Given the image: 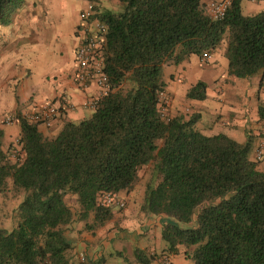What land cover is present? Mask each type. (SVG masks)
<instances>
[{
	"label": "trees",
	"instance_id": "trees-1",
	"mask_svg": "<svg viewBox=\"0 0 264 264\" xmlns=\"http://www.w3.org/2000/svg\"><path fill=\"white\" fill-rule=\"evenodd\" d=\"M91 1L92 19L104 26L98 35L108 90L90 117L64 122L56 136L18 114L15 146L4 147L0 128V193L10 177L23 194L14 226L0 224V264H70L63 228L74 220L104 225L113 212L99 196L131 191L148 165L142 208L167 217L160 232L166 256L183 247L192 264H264V170L249 157L254 137L207 135L195 128L198 113L163 116L158 105L162 67L210 54L226 32L228 75L259 74L264 85V11L245 15L243 0H230L213 20L201 0H118L120 12ZM22 3L0 0V24ZM206 88L197 81L186 97L203 100ZM257 115L264 140V101ZM134 257L155 259L142 249Z\"/></svg>",
	"mask_w": 264,
	"mask_h": 264
},
{
	"label": "crops",
	"instance_id": "crops-1",
	"mask_svg": "<svg viewBox=\"0 0 264 264\" xmlns=\"http://www.w3.org/2000/svg\"><path fill=\"white\" fill-rule=\"evenodd\" d=\"M92 3L91 0H23L12 20L0 24V128L4 132V147L15 146L20 130L18 120L12 124L4 123L8 114L17 118L18 114L23 116L33 112L42 104L54 103L58 110L49 125L59 118L63 122L85 118L86 102L98 94L99 85L93 80L86 86L78 83L75 52L86 37L96 35L95 20L86 16ZM94 3L97 4L98 0ZM245 7L248 13L262 12L264 0H246ZM90 12L92 15V8ZM213 52L206 62L213 59L216 64L221 63L227 68L223 47ZM220 76H223V82L232 84L229 89L238 93L239 101L225 104L218 95L208 98L206 88V98L202 101L209 105L213 114L225 121L200 131L207 135L225 133L239 142L251 135L264 145V140L258 136L261 124L257 107L264 101L260 76L237 78L228 75L225 69L216 78ZM220 92L221 89L216 90L217 94ZM21 200V195L12 196L6 203L8 207L0 200V224L4 228L14 226V210ZM116 208L123 212L113 213L102 226L87 228L83 221L74 220L63 228L64 237L72 243L69 251L74 252L79 261L77 263L69 257L70 264H108L113 257L125 259L126 251L134 255L136 249L154 254V261L160 264L165 255L160 232L167 217L148 215L142 207L135 209L130 205L126 207V204L123 208ZM88 222L92 223V216ZM151 232L155 242L145 246L149 241L145 235ZM167 256L172 264H192L183 247L178 253Z\"/></svg>",
	"mask_w": 264,
	"mask_h": 264
},
{
	"label": "rangeland",
	"instance_id": "rangeland-1",
	"mask_svg": "<svg viewBox=\"0 0 264 264\" xmlns=\"http://www.w3.org/2000/svg\"><path fill=\"white\" fill-rule=\"evenodd\" d=\"M203 3L208 2L210 0H201ZM98 6L100 9H109L112 11L120 12L122 11L123 7L122 4L118 0H98ZM246 0L242 1V13L245 15H251L253 13H248L247 9L245 7ZM226 37L227 32L224 34V38L222 41V44L220 47H223L225 51V44H226ZM214 52H211L210 55L213 56ZM225 56V55H224ZM225 69V72L227 71V68L222 66L221 63L216 64L214 60L212 59L209 62L201 61L197 55H190L186 57L182 62L176 64V63H167L162 67V75H161V81L165 85V91L169 93L171 97V104L169 106L168 113L170 115H177L182 114L185 118L190 117L194 113H198L200 115L198 121L195 124V128L198 130H208L213 124L219 126L220 123L225 121L223 118H220L219 116L212 113L211 108L208 104H206L202 100L197 99H191L186 97V90L187 88L196 81H203L207 85V91H208V98H215L216 95L219 96L223 102L229 103L231 101H239V95L236 91L230 90L229 88L232 87V84L230 82H223V71ZM256 76H259L257 74ZM217 89H221V92L219 94L216 93ZM260 103V102H259ZM86 109V116L85 118H88L93 113V108L87 107ZM218 120V122H217ZM64 122L60 118L54 122L51 125H46L45 123H39L38 129L42 132V134L46 137H53L56 136L59 131L61 130ZM5 145V144H4ZM259 147L258 140L254 138L252 142V150L249 154V157L251 159L255 158V152ZM264 152V149H263ZM258 167L262 170H264V154L262 158L260 159L258 163ZM151 175V167L148 165L146 167H143L139 172V180L135 183L134 188L127 192V191H120L117 194V197L122 200H127L126 207L129 205L133 208H139L142 207L143 202V195L144 190L146 186V182L148 178ZM8 183V189L5 190L0 195V200L5 202V206H7L6 203L11 200L12 196H22L23 194L19 193L16 194V192L12 188V180L9 177L7 179ZM6 197H5V196ZM128 197H127V196ZM9 197V199H8ZM111 209L113 213L121 214L123 211L118 210L116 208V205H111ZM4 217V216H3ZM7 217V216H6ZM158 231V230H157ZM149 239V241H146L145 246L153 245L154 235L153 233H147L145 235ZM163 242V240L161 239ZM164 243V242H163ZM190 249H194V246L190 247ZM156 251L159 252L160 249L156 248ZM161 252V251H160ZM66 255L70 258H72L75 262L78 261V257L73 252H67ZM124 258L120 257H113L109 259L108 264H140L138 261H136L133 254H129L127 251L124 253ZM151 264H158L156 261H152Z\"/></svg>",
	"mask_w": 264,
	"mask_h": 264
},
{
	"label": "built area",
	"instance_id": "built-area-1",
	"mask_svg": "<svg viewBox=\"0 0 264 264\" xmlns=\"http://www.w3.org/2000/svg\"><path fill=\"white\" fill-rule=\"evenodd\" d=\"M230 0H211L207 4L208 14L213 20H220L224 17ZM86 12V16L91 18L90 9ZM94 27L96 29V35L88 36L80 44L75 52V60L78 65L77 80L81 86H86L91 80L95 81L99 85V92L95 96L88 99L86 106L95 108L97 102L101 96H103L108 90L107 77L103 71V58L101 48L103 46V37L98 35V32L104 31V26L97 20L94 21ZM210 58V54L204 53L200 58L201 61H207ZM64 103H67L64 99ZM158 105L160 112L163 116L168 113L170 106V97L166 91L160 92L158 96ZM58 107L54 103H45L40 105L33 112L23 114V116L33 122H40L49 125L57 114ZM18 120L16 117L8 114L4 118L5 124H12ZM264 145L261 142L258 149L255 152V159L260 160L264 154ZM99 201L104 206L116 205L119 208L125 206V202L119 199L117 195L105 192L99 196ZM160 264H172L169 256L163 255L160 259Z\"/></svg>",
	"mask_w": 264,
	"mask_h": 264
}]
</instances>
